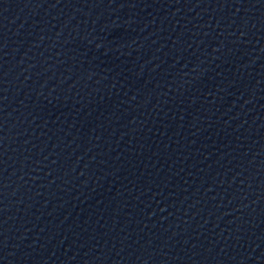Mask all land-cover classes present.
Wrapping results in <instances>:
<instances>
[{
  "label": "water",
  "instance_id": "95a60500",
  "mask_svg": "<svg viewBox=\"0 0 264 264\" xmlns=\"http://www.w3.org/2000/svg\"><path fill=\"white\" fill-rule=\"evenodd\" d=\"M0 264H264V0H0Z\"/></svg>",
  "mask_w": 264,
  "mask_h": 264
}]
</instances>
